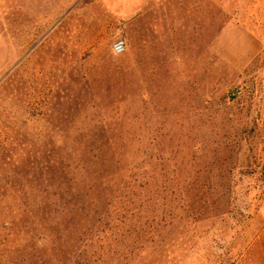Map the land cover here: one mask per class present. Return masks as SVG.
<instances>
[{"label":"rangeland","instance_id":"obj_1","mask_svg":"<svg viewBox=\"0 0 264 264\" xmlns=\"http://www.w3.org/2000/svg\"><path fill=\"white\" fill-rule=\"evenodd\" d=\"M0 256L264 264V0H3Z\"/></svg>","mask_w":264,"mask_h":264},{"label":"trees","instance_id":"obj_2","mask_svg":"<svg viewBox=\"0 0 264 264\" xmlns=\"http://www.w3.org/2000/svg\"><path fill=\"white\" fill-rule=\"evenodd\" d=\"M99 126H94L93 129L91 130V134L96 132L97 128ZM112 128H109L111 130ZM90 143H76L72 148V154L74 156L75 160V165H74V170L78 173V178L75 179L76 182L79 183L81 190L84 192V196H90L93 194L96 190L102 189L103 184H105V181L103 177H90L89 176V167H92L93 165L88 164V154L90 153ZM86 165V166H85ZM87 175V176H86ZM112 182V181H109ZM133 181H123L121 183V187H126L130 185ZM109 184V183H108ZM115 185V182L110 183L108 185L109 187ZM117 187H120V183L117 185ZM127 188V187H126ZM102 190H105L103 188ZM113 199H116V197H112ZM84 202L83 200L80 201V203ZM83 204H80L78 209L82 208ZM15 218V217H14ZM13 226L15 227V224L12 222L8 224V227L10 230H13ZM37 232L41 231V227H37ZM10 262L9 257H3L0 256V264H8Z\"/></svg>","mask_w":264,"mask_h":264},{"label":"crops","instance_id":"obj_3","mask_svg":"<svg viewBox=\"0 0 264 264\" xmlns=\"http://www.w3.org/2000/svg\"><path fill=\"white\" fill-rule=\"evenodd\" d=\"M3 0H0V6ZM229 12L232 10L228 9ZM233 12V11H232ZM254 33V31L251 29V27L248 26H238L233 23H229L228 25L223 26L219 33L218 41H216L219 44L228 42V37H233V42H238L239 40H248L251 39L250 34ZM222 42V43H221ZM231 42V43H233Z\"/></svg>","mask_w":264,"mask_h":264},{"label":"built area","instance_id":"obj_4","mask_svg":"<svg viewBox=\"0 0 264 264\" xmlns=\"http://www.w3.org/2000/svg\"><path fill=\"white\" fill-rule=\"evenodd\" d=\"M157 3H162L166 0H154ZM111 51L114 55H121L125 52V43L123 40L115 41L111 46Z\"/></svg>","mask_w":264,"mask_h":264}]
</instances>
